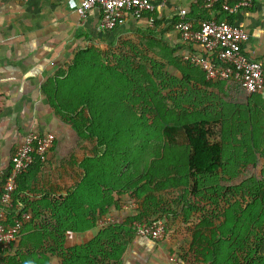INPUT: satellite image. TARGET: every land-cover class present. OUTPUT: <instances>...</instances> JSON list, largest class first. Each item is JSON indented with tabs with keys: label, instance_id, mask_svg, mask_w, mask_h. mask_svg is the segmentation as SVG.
<instances>
[{
	"label": "trees",
	"instance_id": "1",
	"mask_svg": "<svg viewBox=\"0 0 264 264\" xmlns=\"http://www.w3.org/2000/svg\"><path fill=\"white\" fill-rule=\"evenodd\" d=\"M213 10L224 11L219 4ZM219 16L218 20H226ZM139 48L179 72L186 79L185 83L180 80L181 85L187 87L186 92L192 89L196 104L202 103L197 98L222 82L206 79L199 65L185 59V54H174L152 28L137 42L118 41L105 48L76 51L44 89L54 113L75 131L83 157L73 159L72 184L55 189L38 176L46 161L35 155L18 178L11 205L1 199L10 167L4 171L0 177L4 223L20 219L22 225L14 241L0 244V264H50L53 258L57 264H123L127 248L138 236L135 221L166 218L161 239L173 236L175 218L163 209L170 204L166 196L182 185L203 199L208 197L204 193L209 194L212 215L211 219L199 216L191 227L190 240L179 249L171 248V256L180 264H264V138L243 137L227 145L216 137L206 117L166 119L167 107L177 106L172 102L173 86L165 90L163 82L161 88L155 84V70L148 67L147 59L130 60L131 56L139 58ZM154 118L165 122L160 152L155 151L158 147L153 139L148 146L138 137L139 130L148 131ZM250 165L261 176L238 183V175ZM219 175L230 181L228 191L216 181H203ZM116 211L110 220V213ZM91 230L94 234L82 240L69 237Z\"/></svg>",
	"mask_w": 264,
	"mask_h": 264
},
{
	"label": "crops",
	"instance_id": "2",
	"mask_svg": "<svg viewBox=\"0 0 264 264\" xmlns=\"http://www.w3.org/2000/svg\"><path fill=\"white\" fill-rule=\"evenodd\" d=\"M149 1L155 5L153 25L146 18L128 16L121 25L99 31L100 8L93 7L87 16L81 17L76 11L79 0H0L1 170L10 167L11 156L28 131H51L56 143L44 157L45 166L38 176L55 189L71 185L76 171L73 159H82L83 149L78 146L75 131L54 113L45 86L60 75L76 51L88 47L105 48L118 41L137 42L149 28L176 55L196 51L198 47L183 42L174 28L182 8L195 24L203 19H217L218 13L221 19L244 28L248 39L243 43V51L264 68V0H253L251 7L233 13L207 9L194 0ZM222 81H226L228 90L242 95L236 101L238 104H250L251 109L256 107L264 111V83L250 94L234 80ZM231 83L240 87L230 86ZM127 207L122 205L123 209ZM115 213L117 211L110 213V220ZM94 232L70 233L69 237H90ZM170 245L164 240L157 242L138 235L127 248L123 264H172L168 252Z\"/></svg>",
	"mask_w": 264,
	"mask_h": 264
},
{
	"label": "built area",
	"instance_id": "3",
	"mask_svg": "<svg viewBox=\"0 0 264 264\" xmlns=\"http://www.w3.org/2000/svg\"><path fill=\"white\" fill-rule=\"evenodd\" d=\"M207 9L215 8L217 4L229 13L249 8L253 0H194ZM99 7L102 16L98 22V30H110L121 25L128 16L136 19L146 18L150 25L155 22V5L149 0H79L76 11L81 17L87 16L93 7ZM180 39L196 45L198 49L185 54L199 65L205 72L208 80H234L248 93L259 90L264 83V68L259 61L252 60L245 55L243 43L248 39L244 28L231 24L227 20L216 18L203 19L195 24L187 17V10L180 9L174 22ZM55 134L51 131L36 133L28 131L10 159V168L4 183L2 201L11 205L10 198L17 186L19 176L25 172L34 161L35 155L44 157L54 146ZM4 171L0 169V177ZM5 211L0 209V244L14 241L19 235L22 221L16 219L13 224L6 225ZM106 219L104 222H107ZM136 234L159 240L166 232V223L163 219L151 222H135ZM172 264H180L175 255L170 257Z\"/></svg>",
	"mask_w": 264,
	"mask_h": 264
},
{
	"label": "rangeland",
	"instance_id": "4",
	"mask_svg": "<svg viewBox=\"0 0 264 264\" xmlns=\"http://www.w3.org/2000/svg\"><path fill=\"white\" fill-rule=\"evenodd\" d=\"M118 46L119 45L111 46L109 51H113ZM141 52L143 54H141ZM137 54L139 55L138 59H136L134 56H131L130 60L137 63V60L142 61L143 59H147L148 65H151L148 67L155 70L153 78L156 77V79H154V82L156 85L160 84L158 86L159 88H161V82L166 85L165 90L168 89L171 85L173 86V88L171 89V95H173L175 101L172 102H176L177 106L174 104V107H176L175 109H172V106L167 107L169 110L165 115L166 119H169L171 117L180 118L181 116L190 118L206 117L210 122H212V125H214L216 137L223 139V141H225L227 145H230L234 139H244L243 137H246L247 139L249 137H264V111L257 109L256 107L251 109L250 104H247L245 106H242L241 103L238 104L237 102L242 95H239L233 90H228L229 87L226 81L219 82V86L210 90L208 93H204V96L202 98H197L198 100L200 99L199 101H201L202 103L196 104L193 102L194 94L192 89L188 88V91L186 92L187 87L181 85L180 80L185 83L186 79L183 77L181 78L179 72L173 70L166 61L156 60L154 57L152 58L150 55H146L141 50V48L137 50ZM230 86L239 85L236 83H231ZM182 89L185 92L184 95L179 91ZM164 92L165 91H163V93ZM181 97H183L184 100L180 99ZM189 97L191 98V100H187V98ZM249 97L250 96L247 97V100L249 99ZM158 120L160 119L154 118V120H152L153 123H151L150 127H146L148 128V131H145L144 129L139 130L140 135L138 136L143 137L141 139L143 140L142 143L145 144V142H147L148 146L151 145L150 143L153 139V141L157 144L156 147H158V149L155 150L156 152H160L162 147L164 146L161 140V129L165 126V122ZM214 120L219 122L214 123ZM137 134L138 132L136 131L135 136H137ZM167 158L169 159V157ZM226 158L227 160L229 159L228 148L226 150ZM227 166L229 168L230 165ZM243 173V175H238V183H242V180L247 179L248 177H250L249 179L251 180V178H257L260 175L259 169L252 165L247 167L245 171L243 170ZM225 177L226 176L224 175H219L213 181H211V179L209 178L203 181L205 184H211L212 182L216 181L220 185H223L222 187L227 190L226 186L229 185L230 181H228V179H226ZM207 189H210L209 185H207ZM205 195H208V197H206L205 199H203L202 195L199 193L196 196L195 194L191 193L189 187L186 188V185L185 187L184 185H182L178 189L176 187L174 191L166 196L170 204L167 209H163V211L171 214L173 218H175V220H172L173 227L171 229V233H173V236L167 234L166 242L171 244L168 252L171 251V248L179 249L181 245H186V241H189L191 237V227L193 226V223H195V221L199 219V216H204L207 219L209 217V219H211L212 210L210 209V195L204 193V196ZM161 212L162 210H159L158 212H156V214H160ZM163 219H165L164 221L166 222V218ZM207 234L210 235V232L208 231ZM79 238L81 240L83 239L82 236L78 237V239ZM71 239L73 238L71 237ZM51 261L52 262L50 264H57V259L53 258Z\"/></svg>",
	"mask_w": 264,
	"mask_h": 264
}]
</instances>
